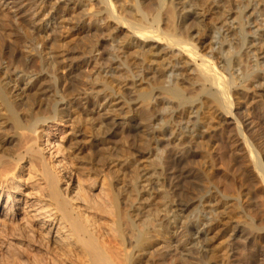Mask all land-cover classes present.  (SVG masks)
I'll return each mask as SVG.
<instances>
[{"label":"bare ground","instance_id":"6f19581e","mask_svg":"<svg viewBox=\"0 0 264 264\" xmlns=\"http://www.w3.org/2000/svg\"><path fill=\"white\" fill-rule=\"evenodd\" d=\"M199 2L212 4L215 22L204 25ZM231 2L0 0V37L12 35L18 46L0 57V109L10 120L0 113V129H13L11 137L0 135V264H166L163 254L151 260L154 248L182 230L179 242L188 255L222 264L223 258L212 261V233L230 196L185 197L191 187L183 184L195 180L186 166L194 145L208 142L213 123L231 121L264 183L263 163L236 119L231 94L240 86L246 98L255 96L253 88L264 93V60L258 59L264 0ZM88 6L95 12L86 25ZM77 10L82 15L73 30H94L96 39L65 65L68 53L45 37ZM7 12H15V21L23 18V30L7 23ZM0 46L2 55L9 47ZM75 71L87 74L72 79ZM65 120L86 130L66 139L70 163L57 143L58 123ZM114 128L133 139L121 155L111 151ZM83 136L100 155H81L77 138ZM162 141L175 147L161 149ZM143 157L156 164L143 166ZM185 260L169 262L193 263Z\"/></svg>","mask_w":264,"mask_h":264},{"label":"rangeland","instance_id":"374dc122","mask_svg":"<svg viewBox=\"0 0 264 264\" xmlns=\"http://www.w3.org/2000/svg\"><path fill=\"white\" fill-rule=\"evenodd\" d=\"M229 1L230 2L232 1L231 4L235 5L238 4L240 0H236V1L229 0ZM201 3L199 2L200 8L203 7V10H205L204 25H208L211 24L212 22H215L217 20V17H219L218 12H213L210 10L211 9L210 5H212L211 3L209 5V3L207 4L203 2L204 6L203 5L201 6ZM87 8H88L87 12L89 13L90 11L89 13L90 15L88 14L89 15L88 16L87 12H85L86 15L83 16L84 18L83 21L86 25L92 22L91 21L92 19L90 17H92V14L95 12L94 6L93 7L88 6ZM13 10L14 9H12V11ZM7 13H8L7 14L8 21L5 19L7 23L11 22L10 25H13V27H16V25H18L17 29L18 28L22 29L24 28V26H26L22 17L16 18V21L13 19L12 16L13 14H15V12H7ZM81 15L82 14L80 13V10H77L74 13L70 12L68 15H66V21L60 23L61 27L57 28L56 32H54L53 35L50 33L47 37H45V40L48 41L52 37L56 38L57 50L63 51L64 54L68 53L67 55L68 61L64 63L65 65L66 64L69 65L71 61L76 62L77 61L76 57L80 56L81 52H83L85 47L88 48L89 45L96 39L95 38L96 32L94 30H91L89 32H84L82 34H76L75 31L73 30L74 28L73 26L75 25L74 22H77V19ZM0 29L2 30V31L0 30L1 31L0 36H3L4 35V33L2 35L3 28L0 27ZM6 29L8 28L6 27ZM6 36L2 37L3 39L0 37L1 39L0 45L5 44V46L9 47L5 49L4 51L5 54L1 52V54L3 53L2 55H0L1 58L3 57L5 58V56L7 57L9 51L11 50L13 51V53H16L18 50V46L15 43L12 44L14 37L11 35L10 37L12 38L10 39V37L7 36L9 37L7 41ZM204 38H205L204 35H201V37L196 38V41L200 39L198 43L200 46H202V48L206 44L203 43L205 41ZM4 39H6V41ZM9 41L10 43H8ZM234 45H235L234 47H236L237 44L234 43ZM0 47L3 48V46ZM202 48H201V53L205 52L204 48L203 49ZM236 48H238V46ZM13 49L16 51H14ZM262 49L260 50L261 52ZM263 52L262 53L259 52V58H258L259 61L264 60ZM69 58L71 61L69 60ZM65 65L63 66L65 67L64 69H60L61 70L60 72L64 76L67 75L68 73L67 70L68 67ZM77 73L79 72L78 71L72 72L70 75L71 78L73 77L72 79H76L74 77L75 75H77L76 77L81 78L82 75L87 74V72H83V73L80 72L79 74ZM236 89L237 88H235L231 92L236 119L239 123L242 124L245 135L247 136L248 141L250 142L249 144H251L250 146H252L254 152L257 153V156L260 157V160L264 166V154H263L264 153V93H262L263 90L262 88L259 87L253 88L252 94H255V96H253V98L251 99L249 97L247 98L245 97L244 94L245 92L241 91L242 89L241 86L237 90ZM2 112L3 110L0 109V113L2 114V117L6 118V116L4 117L6 113H2ZM1 114H0V119L2 118ZM7 118L5 119L6 120L5 122L9 123L8 121L10 120H8L9 118L8 119ZM2 120L0 121V123L4 122V120L3 121ZM60 123H58L59 133H58L57 143L59 148L63 149L64 151V154L66 156V157L64 156L65 161L70 163L73 162L72 160L74 154L71 153L69 143L66 142V139L69 136L70 137H72V135L74 136L75 135L74 132L76 133L78 131L80 132L83 130L82 133H84V131L86 133V130L85 128L82 127L83 125L81 126V123L79 121L75 122L73 120V122L71 123V121L65 120ZM213 125L214 127H212L211 130H209L210 133H208V137H207V139L209 138L208 142H203V144L200 143L198 144V146L194 145L195 148H193V150H195V152H192L191 154L187 155L186 166L187 168H189L188 169L189 171L191 170L192 179L193 176L195 177V180L193 179L191 181H195V182L191 183L190 181V183L186 182L185 184H183L184 186L191 187L192 190V191L190 190L189 193L190 195L188 196L185 195V197H189V196L193 197L195 195H198L199 193L202 194L203 192L205 193L208 191L219 192L221 196L228 195L230 197L231 196L237 197L236 203L230 197L227 199L228 205L222 208V210H224L225 212L221 211L220 208L221 211L220 214L223 220L222 222H219L218 228L213 232L214 234L212 233L213 238L215 237L213 239V243L211 244V248L212 247L213 249L215 248V250H213L214 254L212 256V261L217 260L220 263V259L222 261L223 258V261L221 262L222 264H228V263L241 264V262L242 264H246L245 262L249 264H253L258 260V257L264 258V251H263L264 250V183L260 181L261 179L259 177L261 175L258 174V169L256 168L257 166L254 164V162H252L253 160L251 159L249 152L244 147V145L242 144L239 138L238 128L236 127L237 123L235 124L234 122L231 121L230 124L220 125L215 122L213 123ZM4 126H6V124L5 125L2 124L3 128L0 129L1 131L0 135H2L4 138L11 137L13 129L11 130L10 127L8 126L4 127ZM8 128L10 129L11 134H9ZM114 131L117 133V135H113L110 142V146L113 147L115 150L112 148L111 151L112 152L114 151L113 153L115 154L121 155L124 152L122 153L121 152L122 150L120 149L125 148L124 151H126L127 148H129V144L133 139L130 136L128 137L125 136L124 134H123L124 136L122 137L121 135L122 133L119 128L118 129L114 128ZM77 140L79 142V143L77 142V145H79L82 148V151L84 150L83 151L84 153L82 152L81 155L91 156L94 153L92 149H89L90 148V145L88 144L89 138L87 136L86 137L83 136L82 138L79 137L77 138ZM174 144L175 143L170 141H162L160 142V148L161 149L173 148L175 147ZM15 145H16L15 143L9 144L8 145L9 147L7 146V148L10 149L11 146L15 147ZM67 147L68 149L66 150ZM100 152L95 151L94 154L100 155L98 154ZM144 152L145 151H143V153ZM145 158L146 157L142 158L143 166H146L147 168L150 169L152 168V165L156 164V162H153L151 160L152 158H146V159ZM208 163H210V165H207ZM206 165L208 167H206ZM257 174L259 175V177ZM104 175L106 174L104 173ZM99 179L102 181L104 178L103 176H100ZM234 203L236 206L238 204V206L233 207ZM194 205H192L189 209L193 208ZM179 230L178 232L180 233ZM182 232L183 230L181 231L180 235H182ZM180 235L179 234L174 236L170 235L168 237V240H164L166 242L170 241L169 247H163L164 246L163 244L166 243L163 242L161 243L162 248H160L161 244L159 245L160 247L157 246V249L154 248V250H157L156 252H158V254L155 253V251L153 250L156 256L153 254L152 257L154 256V258L151 260L157 261L160 259V255L163 254L167 258L166 264L170 260L172 262H176L178 259L180 260V258L181 260L186 259L188 262L189 260L190 262L192 260L193 262V263L191 262L192 264L194 263L207 264L208 258L203 256L198 258L196 255L192 253H191L192 255H188L186 253L187 251L184 250L180 245L181 244V242H179ZM178 243L180 247L176 245Z\"/></svg>","mask_w":264,"mask_h":264}]
</instances>
